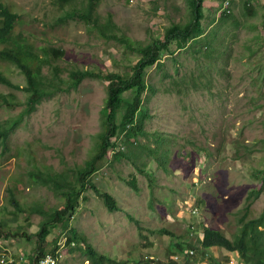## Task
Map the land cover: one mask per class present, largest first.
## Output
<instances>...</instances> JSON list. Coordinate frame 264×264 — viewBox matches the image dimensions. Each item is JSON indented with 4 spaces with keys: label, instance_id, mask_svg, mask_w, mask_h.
<instances>
[{
    "label": "rangeland",
    "instance_id": "obj_1",
    "mask_svg": "<svg viewBox=\"0 0 264 264\" xmlns=\"http://www.w3.org/2000/svg\"><path fill=\"white\" fill-rule=\"evenodd\" d=\"M7 1L23 15L21 27L35 32L37 43L63 52L53 61L62 78H67L71 69L106 73L128 68L130 60L121 43L103 40L82 20H58L71 7L57 8L52 0ZM249 3L254 13L236 0L234 15L221 19V0H203L202 35L209 34V39L219 45L221 56L216 61L203 55L205 47L200 42L191 40L184 47L173 42L168 46L157 44L161 47L159 63L146 69V81L154 93L148 94L142 110L148 115L145 129L170 138L165 145L170 149L167 171L145 153L137 164L150 171L151 178L130 160L113 158L114 152L126 151L122 137L113 139L116 148L91 179L115 198L116 210L110 211L92 189L84 192L71 219V229L55 225L44 244L47 250L58 248L59 264H90L86 253L72 248L77 243H64L72 230L114 264H144L147 260L149 264H209L208 255L220 263L243 264L229 251L216 247L204 250L200 244L189 263L184 256H178L176 263L169 248L181 240L191 219L197 234L209 227L231 237L238 229L237 219L248 192L258 184L252 174L264 167V0ZM96 12L102 18L110 15L118 34L134 42L152 43L172 23L184 24L191 19V2L98 0ZM128 56L134 57L131 52ZM0 68L15 83L25 85L24 74L15 65L2 62ZM42 71L48 75L50 68L45 66ZM190 75L199 80L196 88L185 82ZM176 79L189 90H181L174 83ZM10 91L15 93L17 103L9 108L0 100V121L14 117L24 107L26 94L0 82V96ZM104 98L105 82L85 78L76 87L44 98L15 130L10 151L0 154V217L9 219L5 231H25L30 238L17 233L0 239V259L34 254L42 220L40 214L29 210L19 212L12 220L8 188L19 180L16 192L26 208L41 205L48 210L60 206L62 202L48 189L28 182L27 172L34 167L50 166L60 171L82 164L99 130ZM140 141L155 145L151 138L140 137ZM132 176L137 190L129 185ZM193 206L196 214L192 213ZM251 210L256 216L264 211V192ZM204 251L208 255L203 258Z\"/></svg>",
    "mask_w": 264,
    "mask_h": 264
},
{
    "label": "trees",
    "instance_id": "obj_2",
    "mask_svg": "<svg viewBox=\"0 0 264 264\" xmlns=\"http://www.w3.org/2000/svg\"><path fill=\"white\" fill-rule=\"evenodd\" d=\"M241 1L243 8L248 9L250 13H254V8L249 0ZM190 2L191 19L188 22L184 24L172 23L162 33L161 37H158L152 43H145L143 41L134 42L123 34H118L116 31L117 26L111 16L107 15L102 18L96 12L98 0H82L79 5H77V0H52L57 8L71 7L65 15L58 18L59 21H65L68 17L82 20L103 40H115L121 43L127 52L126 58L130 60L126 70H112L101 73L89 69H71L68 77L62 78L61 70L53 64V61L62 57L63 52L52 49L46 43H37L38 36L35 32L25 31L21 27L25 22L23 15L7 0H0V66L2 62L15 65L24 74L25 85L15 83L2 68H0V82L12 89L22 90L26 94L22 110L14 117L0 121V154L2 156L10 151L11 137L15 130L32 115L37 105L44 98L63 91L64 88L76 87L85 78H97L105 82V98L99 116V130L94 134V143L89 157L82 164L65 166L60 171H54L50 166H42L41 168L34 167L27 172V180L30 184L48 189L62 202L61 205L48 210H44L41 205H32L34 207L26 208L17 196L16 191L18 190L19 180H14L13 186L8 188L7 201L13 207L12 210H9L10 214L13 215L12 220L17 217L19 212H26L27 210L34 211L42 216L39 230L36 232L39 245L35 253L29 257L14 258L13 264H40L48 255L58 259L59 254L56 253L58 248L53 247L51 250H47L44 247L47 237L51 233L50 228L60 224L63 229H71V219L81 205L84 198L83 194L87 190L92 189L101 197L110 211L116 210L117 202L115 198L109 192L99 188L91 179L92 175L110 158V151L116 148L115 140L122 137V147L123 149L126 148V151L118 150L114 152L113 158L130 160L137 169L143 171L148 178H151V172L144 170L137 164L140 156L145 153L156 161L158 167L167 171L170 149L165 145L170 138L159 132L146 130L145 119L148 115L142 110L144 102L149 98L148 94L154 93L153 87L148 85L146 81V69L158 62L161 47H158L157 44L168 46L169 43L173 42L177 44V47H184L193 40L192 42H200L201 46L205 47L203 55L210 61H216L221 56L218 51L219 45H215L209 39L210 35H202L203 0H190ZM230 8L229 11H220L219 17L225 19L233 16V5ZM262 42L264 45V37ZM129 52L134 55L132 59L128 56ZM45 66L50 68L48 75L42 71ZM198 81L196 76L190 75L185 82H191L192 86L196 88ZM205 82L209 84L210 79L205 80ZM174 83L181 90H189L181 87V82L178 79ZM207 88L208 90L211 89L210 87ZM0 100L9 108L15 107V103H17L15 93L12 91L2 94ZM140 137L153 139L155 145L141 142ZM261 140L264 141V139ZM248 148L252 150L251 146H248ZM237 149H239L238 143ZM235 156L238 158L239 153H236ZM252 177L258 181V184L248 192L246 205L237 219L238 229L231 237L225 235L221 230L203 227L201 228L203 238H198L191 219L181 240L175 241L172 247L169 248V252L171 254L185 253L184 257L188 261L186 263H189L200 248L209 250L216 247L233 253L238 258L237 260L243 264H264V211L256 216L251 210L253 203L264 192V167L257 169ZM129 185L135 190L138 189L135 176H132L129 180ZM8 221L9 219L0 217V239L17 236V233L27 239L30 238L25 231H5L4 228L10 224ZM194 241L195 243H192ZM73 242L77 243V246L72 248L86 253V260H89L90 264H114L113 259L97 252L84 236L77 234L74 230L69 231L64 243L69 246ZM198 244H200V248L197 247ZM189 250H193L195 254L189 256ZM207 255L204 251L203 258ZM149 262V260L144 261V264H149ZM169 263L174 264L171 261ZM208 263L228 264L229 262L220 263L212 255H208Z\"/></svg>",
    "mask_w": 264,
    "mask_h": 264
},
{
    "label": "built area",
    "instance_id": "obj_3",
    "mask_svg": "<svg viewBox=\"0 0 264 264\" xmlns=\"http://www.w3.org/2000/svg\"><path fill=\"white\" fill-rule=\"evenodd\" d=\"M234 1L235 0H221L220 10L229 11ZM14 261H15L14 258H5L4 256L0 259L1 264H13ZM40 264H58V259L54 258L51 255H48L40 262Z\"/></svg>",
    "mask_w": 264,
    "mask_h": 264
},
{
    "label": "clouds",
    "instance_id": "obj_4",
    "mask_svg": "<svg viewBox=\"0 0 264 264\" xmlns=\"http://www.w3.org/2000/svg\"><path fill=\"white\" fill-rule=\"evenodd\" d=\"M192 213H194V214H196L197 213V208L195 207V206H193L192 207ZM201 234H202V231L200 230L199 231ZM201 234H197V232H196V236L198 237V238H203V235H201ZM195 239V238H194ZM194 243H195V241H194ZM195 254V252L193 251V250H189L188 251V255L189 256H193ZM174 258H172L173 259V261L174 262H176L177 263V258H178V256H185V253H182V254H178V253H176V254H174Z\"/></svg>",
    "mask_w": 264,
    "mask_h": 264
}]
</instances>
